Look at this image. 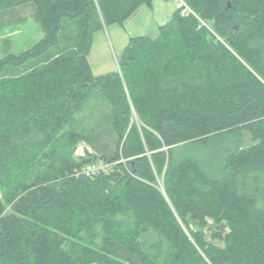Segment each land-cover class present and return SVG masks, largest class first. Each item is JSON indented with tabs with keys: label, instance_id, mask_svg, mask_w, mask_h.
<instances>
[{
	"label": "trees",
	"instance_id": "1",
	"mask_svg": "<svg viewBox=\"0 0 264 264\" xmlns=\"http://www.w3.org/2000/svg\"><path fill=\"white\" fill-rule=\"evenodd\" d=\"M184 1L195 15L178 8L95 77L94 28L153 0H0V13L32 4L44 34L0 60V264H264V0ZM66 23L72 51L43 63ZM97 91L112 107V159L72 163L74 136L52 156ZM101 161L116 163L81 173ZM207 217L227 235L191 228ZM94 226L109 255L72 250Z\"/></svg>",
	"mask_w": 264,
	"mask_h": 264
},
{
	"label": "rangeland",
	"instance_id": "2",
	"mask_svg": "<svg viewBox=\"0 0 264 264\" xmlns=\"http://www.w3.org/2000/svg\"><path fill=\"white\" fill-rule=\"evenodd\" d=\"M175 1L153 0L152 6L139 7L123 24H102L95 27L88 53V61L94 76L102 77L118 72L119 62L131 39L142 36L158 38L160 26L168 23L178 9V4ZM43 37L44 34L32 4L0 13V60L7 55H18L32 49ZM76 38V25L66 23L65 29L60 35L62 40L60 45L52 48L44 56L43 63L71 52V46ZM34 66H40V62L29 63L27 67L16 70L14 74L24 73ZM111 116V105L97 91L61 135L57 142L58 145L52 148V156H56L59 152L63 153V146L72 147L71 141H74V136L76 139L74 150L73 152L69 150L67 155V159H70L72 163L80 162L87 157L112 159L118 141L111 126ZM80 147H83V152L78 150ZM61 149L62 151H60ZM44 161L43 170H51V174L58 170V164L52 166V161L48 158ZM115 163V161H101V164L115 165ZM191 228L197 233L203 234L207 242H213L219 231V224L214 219L207 217L197 224L191 221ZM226 230L229 232L228 228ZM70 246L76 252L81 247H89L104 253L100 226L88 229L78 239L73 240ZM105 253L109 255L107 252ZM110 255V257H114L112 254ZM168 256V254L165 255L162 264L168 263ZM115 259L119 260L117 257Z\"/></svg>",
	"mask_w": 264,
	"mask_h": 264
},
{
	"label": "built area",
	"instance_id": "3",
	"mask_svg": "<svg viewBox=\"0 0 264 264\" xmlns=\"http://www.w3.org/2000/svg\"><path fill=\"white\" fill-rule=\"evenodd\" d=\"M178 4V8L181 9L183 16H190L195 15L192 9L185 3L184 0H176L175 1ZM79 151H84L83 147H80L78 149ZM81 152V153H82ZM126 160H122V162H125ZM114 166V164H96V165H89L85 168H82L81 173L87 175V176H97L102 174V172L108 173L111 169V167Z\"/></svg>",
	"mask_w": 264,
	"mask_h": 264
},
{
	"label": "water",
	"instance_id": "4",
	"mask_svg": "<svg viewBox=\"0 0 264 264\" xmlns=\"http://www.w3.org/2000/svg\"><path fill=\"white\" fill-rule=\"evenodd\" d=\"M228 7L231 8V4L230 3L228 4ZM226 228H227V225L225 223H222L219 226V231L216 233V235L218 237H221V238L225 237L227 235V233H228Z\"/></svg>",
	"mask_w": 264,
	"mask_h": 264
}]
</instances>
